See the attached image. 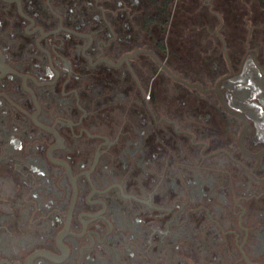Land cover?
I'll return each mask as SVG.
<instances>
[{
  "label": "flooded vegetation",
  "instance_id": "1",
  "mask_svg": "<svg viewBox=\"0 0 264 264\" xmlns=\"http://www.w3.org/2000/svg\"><path fill=\"white\" fill-rule=\"evenodd\" d=\"M164 1L0 0V264H264V0Z\"/></svg>",
  "mask_w": 264,
  "mask_h": 264
},
{
  "label": "rangeland",
  "instance_id": "2",
  "mask_svg": "<svg viewBox=\"0 0 264 264\" xmlns=\"http://www.w3.org/2000/svg\"><path fill=\"white\" fill-rule=\"evenodd\" d=\"M218 0H211V2L217 4ZM245 1H249V0H245ZM209 7H206V5L204 4V0H177L176 3V7L174 10V16H173V20H172V27H171V34L172 36H174V38L176 39V41L179 39V36L183 30H187L188 27L185 24L186 21H189L190 23V31L189 29L187 30L188 33L191 34V29H192V34L189 36L190 40L193 41L194 39V34H195V27L198 24H202L203 22L199 19V18H203V16H201V14H204L208 11ZM188 13H193L189 16H193V17H187ZM196 14V15H195ZM202 36V35H201ZM204 37V34L203 36ZM188 38V39H189Z\"/></svg>",
  "mask_w": 264,
  "mask_h": 264
},
{
  "label": "trees",
  "instance_id": "3",
  "mask_svg": "<svg viewBox=\"0 0 264 264\" xmlns=\"http://www.w3.org/2000/svg\"><path fill=\"white\" fill-rule=\"evenodd\" d=\"M172 4L171 0H165L159 6V16H158V24L164 29L168 26L171 18L170 6Z\"/></svg>",
  "mask_w": 264,
  "mask_h": 264
},
{
  "label": "water",
  "instance_id": "4",
  "mask_svg": "<svg viewBox=\"0 0 264 264\" xmlns=\"http://www.w3.org/2000/svg\"><path fill=\"white\" fill-rule=\"evenodd\" d=\"M191 86H197V84H191Z\"/></svg>",
  "mask_w": 264,
  "mask_h": 264
}]
</instances>
